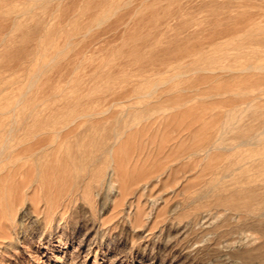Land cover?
Segmentation results:
<instances>
[{"label":"rangeland","instance_id":"1","mask_svg":"<svg viewBox=\"0 0 264 264\" xmlns=\"http://www.w3.org/2000/svg\"><path fill=\"white\" fill-rule=\"evenodd\" d=\"M63 1L0 0V146L12 121L28 125L10 148L65 111L120 98L106 116L120 114L81 117L50 148L65 166L1 219L0 264H264V206L232 195L264 192V0ZM166 45L181 49L145 61ZM101 142L113 156L96 158Z\"/></svg>","mask_w":264,"mask_h":264},{"label":"bare ground","instance_id":"2","mask_svg":"<svg viewBox=\"0 0 264 264\" xmlns=\"http://www.w3.org/2000/svg\"><path fill=\"white\" fill-rule=\"evenodd\" d=\"M63 0H55V2H53L54 5L58 6L62 4ZM66 1V0H65ZM72 1V0H71ZM76 0H74L75 2ZM78 1V0H77ZM101 1V0H99ZM74 2H70L71 4H73V6L75 7ZM80 2V1H79ZM78 2V3H79ZM103 2V0H102ZM63 3L66 5L67 3H65L63 1ZM70 3H68L70 5ZM93 3V2H92ZM96 3V2H95ZM100 3V2H99ZM62 4V5H64ZM95 5V4H94ZM92 5V6H94ZM112 5V4H111ZM3 6V5H2ZM71 6V5H70ZM140 6V5H139ZM51 7V6H50ZM49 7V9H50ZM73 7V8H74ZM33 8V7H32ZM71 8V7H70ZM81 8V6H80ZM55 9V8H54ZM30 10V9H29ZM64 10V9H63ZM68 10V9H66ZM65 10V11H66ZM26 11V10H24ZM136 12V11H135ZM62 15V14H61ZM90 15V14H89ZM145 15H147L145 13ZM66 16V15H65ZM15 18V15H14ZM44 18V17H43ZM137 18V17H136ZM48 21V20H47ZM15 22V21H14ZM39 30V29H38ZM40 32H45V28L42 27L40 29ZM254 32V31H253ZM252 33V32H251ZM258 33V32H257ZM254 34V33H253ZM256 34V32H255ZM254 34V36H255ZM258 35V34H257ZM256 35V37H257ZM259 37V36H258ZM176 39V38H173ZM237 40V39H236ZM261 40V39H260ZM264 41V40H263ZM262 42V41H261ZM173 43V42H172ZM29 44V43H28ZM172 46V45H171ZM165 50L162 51V56L160 54L157 55H152L149 56L145 59L146 62H150V63H155L156 61H163V57L165 52L166 53H173V52H178L179 49L181 48H176L175 46L173 47H168L167 45L163 47ZM184 49V48H183ZM22 50V49H21ZM195 50V49H193ZM183 51V50H181ZM188 51L187 49H184V52ZM140 53V52H139ZM187 53V52H186ZM175 54V53H174ZM160 55V56H159ZM47 64V63H46ZM250 64V62H249ZM249 66V65H248ZM246 67V69H248L249 67ZM222 69V68H221ZM225 69V68H224ZM227 69V68H226ZM242 69V68H241ZM239 69V70H241ZM245 68L243 70H246ZM250 69V68H249ZM253 69V68H252ZM195 71V70H194ZM240 72V71H239ZM237 72V73H239ZM182 74V73H181ZM188 74V73H187ZM180 74H176L174 75L172 78L179 76ZM185 75V74H184ZM213 76V75H212ZM159 86V85H157ZM156 85L153 86L150 90L146 91L145 93H143L142 95L144 96H148L152 93H154V91L156 90ZM158 89V88H157ZM129 94V93H127ZM126 93L123 94L122 96L124 97V95H127ZM165 94V93H164ZM130 95V94H129ZM141 94L139 96H142ZM168 95V94H167ZM136 96V95H135ZM138 96V95H137ZM185 97V96H184ZM159 99V98H158ZM118 100H123V99H112V100H108L106 102H103L101 104V106L95 107L93 109H89L84 110L83 112H75V114H71L68 113V115L66 114V111L64 113L59 114L58 116L53 118H48V119H43L42 121L33 123V124H29L30 128L29 130L27 129L25 131V136L26 140L24 139L23 142H21V144L17 147L14 148H10L9 147V140L12 138V134L15 130L19 129L20 125H28L27 122V118L21 122V124L16 123V121H12L9 122V126L7 127V137L4 140V142L2 143V145L0 146V165L4 166L6 169H4L6 172L3 174H0V198L2 199V201L0 200V224H1V219L8 215L11 212H14V210L16 209L17 205L20 204V202H22V195L28 190V188H31L30 186H32L35 182L36 179H33L34 175H40V173L44 172V173H49V172H59L62 171L63 165H57L55 163H51L50 162V158L55 157L57 160L58 158L62 159V156H66L63 155V151H61L62 156L61 157H57L54 154L51 153L50 148H58L61 143L64 142V140H66V138L74 133V134H80L82 133V131H79L76 128H69L70 125H72V123L76 122L77 120H80L81 117H87V119H93L96 118V122H103L102 120H106L108 118H115L118 117V115L120 114V112L114 111L111 113L110 117L106 116L107 113H109L110 109L112 111V105L117 103ZM171 100V99H170ZM174 103L172 102V104H175V100H173ZM152 103V102H151ZM154 103V101H153ZM152 103V105H153ZM159 104V103H158ZM184 104V103H183ZM182 104V105H183ZM83 105V104H82ZM151 106V104H150ZM149 106V107H150ZM181 106V105H180ZM89 107V106H88ZM68 108V107H67ZM83 108V107H82ZM61 109V108H60ZM88 109V108H87ZM119 110V109H118ZM61 111V110H60ZM73 111V110H72ZM143 111V110H142ZM63 112V111H62ZM124 115L127 116L131 113V111L125 110L123 111ZM60 113V112H59ZM136 113V112H135ZM179 114V113H178ZM123 115V116H124ZM131 115V114H130ZM134 115V114H133ZM136 115V114H135ZM134 115V116H135ZM149 116V115H148ZM258 116V115H257ZM83 119V118H81ZM261 122H264V118L260 120ZM81 123V122H80ZM248 123V122H247ZM76 124V123H75ZM101 124V123H100ZM94 125H91L89 127H87V131L89 130L92 131L94 129L93 127ZM133 127V126H132ZM190 127V126H189ZM193 127V126H191ZM47 133L48 135L42 137L41 134H45ZM241 134V133H240ZM242 135V134H241ZM248 135V134H247ZM246 138V137H245ZM243 138L244 142L245 139ZM242 140V141H243ZM78 141V140H77ZM215 139L213 138V136H210V134H206L205 136H203L202 138H200L198 140V142L195 144L194 147L189 148V150L187 151L188 155L191 154H199L201 151L203 152H207V150L209 148H211L213 146ZM240 142V141H239ZM65 143V142H64ZM241 143V142H240ZM252 143V142H251ZM254 143V142H253ZM102 144V142H101ZM99 145V149L100 153H98L96 155V158L100 157L101 154H109L112 155L113 150H114V145L115 142H111V143H103L102 145ZM234 147V146H233ZM59 150V148H58ZM57 150V151H58ZM60 150H63V148H61ZM59 150V152H60ZM68 149H65L64 151H66ZM55 152V150H54ZM14 153V154H13ZM57 153V152H56ZM55 153V154H56ZM207 154V153H206ZM58 155V154H57ZM72 155V154H71ZM59 156V155H58ZM103 156V155H102ZM113 156V155H112ZM67 157V156H66ZM218 157V156H217ZM237 158V156H236ZM67 159V158H65ZM63 160V159H62ZM68 160V159H67ZM112 160H114V158L112 157ZM223 159L222 158H216L215 162H221ZM233 161V159L231 161H227L226 163H231ZM210 162V161H209ZM235 163V164H234ZM232 166H230L232 169L234 168H238L241 166L242 163H240L239 161H233L232 162ZM254 167L261 169L264 166V158H259L257 160H254V163L252 164ZM203 166V165H202ZM210 166H212L210 164ZM210 168V167H208ZM3 170V171H4ZM235 170V169H234ZM202 172V171H201ZM200 172V173H201ZM242 175V174H241ZM242 176H248L249 177V173H243ZM243 177V178H244ZM242 178V179H243ZM246 178V177H245ZM55 179V178H54ZM204 181V180H203ZM37 183V182H36ZM260 185V184H259ZM258 185V186H259ZM81 186V185H80ZM252 186V185H251ZM206 194V193H205ZM232 194V193H231ZM235 196L236 199L234 204L235 206H240L243 208H247V210H249L251 208V206L255 203V202H259V204H262L264 206V192H258L256 191V189H252V187H247L245 186L244 188H240L237 192H234V194H232ZM29 200V199H28ZM194 201V200H193ZM222 201V200H221ZM219 203V202H218ZM23 204V203H22ZM217 204V203H216ZM21 206V205H20ZM19 206V207H20ZM223 206V205H222ZM18 208V207H17ZM22 208V207H21ZM230 208V207H229ZM217 209V208H216ZM20 210V208H19ZM206 210V209H205ZM227 210V208H226ZM242 211V210H241ZM218 212V211H216ZM243 212V211H242ZM244 213V212H243ZM250 213V212H249ZM263 213V212H262ZM229 214V213H227ZM222 215V214H221ZM220 215V216H221ZM233 216V215H232ZM207 217V216H206ZM213 217V216H212ZM219 217V216H218ZM224 217V216H223ZM258 217V216H257ZM260 218V217H259ZM208 219V218H207ZM256 220V219H255ZM204 222V221H203ZM211 222V221H209ZM208 222V223H209ZM7 223V222H6ZM6 223H4V226L6 225ZM199 223V222H198ZM3 226V224H1ZM234 227V226H233ZM2 228V227H0ZM230 229V228H229ZM246 229V228H245ZM256 229V228H255ZM242 230V229H241ZM257 230V229H256ZM230 231V230H229ZM228 231V232H229ZM245 232V231H244ZM234 233V232H233ZM232 233V234H233ZM239 234V233H238ZM262 234V233H261ZM232 235H230L231 237ZM238 236V235H237ZM230 237H227L230 238ZM233 238V237H232ZM241 239V238H240ZM238 238V240H240ZM229 240V239H228ZM247 240V239H246ZM231 241V239H230ZM238 242V241H235ZM233 242V244L235 243ZM240 242V241H239ZM250 243V242H249ZM259 244V243H258ZM226 246V245H225ZM249 246V245H248ZM228 247V246H226ZM238 247V245H237ZM251 248V247H250ZM249 248V249H250ZM229 249V248H228ZM243 249V248H242ZM241 249V252H242ZM247 250V248H246ZM247 252V251H246ZM243 253V252H242ZM240 253V254H242ZM247 256V254H245ZM243 256V255H242ZM264 256V255H263Z\"/></svg>","mask_w":264,"mask_h":264}]
</instances>
